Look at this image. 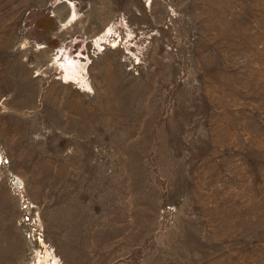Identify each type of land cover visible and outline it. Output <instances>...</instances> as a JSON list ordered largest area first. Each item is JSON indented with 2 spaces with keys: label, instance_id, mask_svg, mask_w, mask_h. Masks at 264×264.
<instances>
[{
  "label": "rangeland",
  "instance_id": "374dc122",
  "mask_svg": "<svg viewBox=\"0 0 264 264\" xmlns=\"http://www.w3.org/2000/svg\"><path fill=\"white\" fill-rule=\"evenodd\" d=\"M0 264H264V0H0Z\"/></svg>",
  "mask_w": 264,
  "mask_h": 264
}]
</instances>
